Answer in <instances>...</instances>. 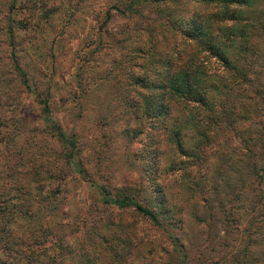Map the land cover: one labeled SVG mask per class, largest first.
<instances>
[{
  "label": "trees",
  "instance_id": "obj_1",
  "mask_svg": "<svg viewBox=\"0 0 264 264\" xmlns=\"http://www.w3.org/2000/svg\"><path fill=\"white\" fill-rule=\"evenodd\" d=\"M14 2L10 0L12 7ZM117 3L112 9L127 17L131 27L128 51L111 86L117 109L112 123H119L125 147L129 136L148 135L132 152L141 174L97 185L101 207L108 211L103 225L111 242L103 243L106 260L100 263L93 254L88 264H128L137 239L145 248L139 264H183L189 254L170 230L183 226L184 210L195 221L212 223L221 217L230 224H221L226 240L219 261L234 244L237 254L231 264H264V212L255 220L253 214H237L235 207L246 197L264 203V0ZM8 9L0 7V21L12 48V68L23 76L14 54L19 20ZM109 15L108 8L103 23ZM39 104L61 153L50 162L36 148L13 156L2 142L6 130L0 131V264H62L49 247L61 248L63 242L57 231H64L65 224L53 220L57 206L52 202L60 183L51 187L48 175L63 178L59 168L64 162L93 183L75 161L79 147L74 132L65 133L52 120L47 101ZM233 170L238 179L230 175ZM118 209L144 218L142 229L152 235L135 234L121 222Z\"/></svg>",
  "mask_w": 264,
  "mask_h": 264
},
{
  "label": "rangeland",
  "instance_id": "obj_2",
  "mask_svg": "<svg viewBox=\"0 0 264 264\" xmlns=\"http://www.w3.org/2000/svg\"><path fill=\"white\" fill-rule=\"evenodd\" d=\"M118 1L15 0L12 7L10 0H0V7L11 9L13 17L19 20L15 29L17 43L14 54L23 73L21 76L12 68V48L4 37L0 21V28H3L0 29V131L6 130L2 142L10 146L9 154L13 156L35 148L45 152L48 162L59 155V146L52 137L54 131L39 104V100H45L49 103L52 120L59 124L61 130L74 132L79 147L75 161L93 181L91 183L81 177L75 169L77 167L64 162L62 169L59 168L63 178L59 176L55 180L48 175L51 187L56 182L60 183L52 202L57 206L53 220L58 225L65 224L64 231H57L62 234L63 242L61 248L53 244L49 247L56 253V262L61 261L62 264H88L87 259L93 254H97L100 263L106 260L102 255L103 243L111 242V239L103 222L108 211L101 207L102 195L97 185L102 186L104 180L111 184L122 177L141 174V164L132 161V152L140 149L148 134H140L135 140L129 136L130 144L125 147V138L122 139L117 130L119 123H112L111 117L117 112L115 98L110 99L111 86L115 84V71L128 51L131 27L127 17L112 9L111 5H118ZM28 3H31L29 10L26 9ZM108 8L110 15L103 23ZM146 127L144 125V132ZM150 134L153 132L150 131ZM138 138L141 140L138 141ZM55 166L58 168V163ZM230 175L236 179L239 177L236 170ZM261 190L264 199V181ZM138 200L142 202L141 198ZM235 207L237 214H244L243 217L253 214L255 220L260 219L264 212V203L250 197H246L243 203L238 202ZM119 211L122 212L121 222H125L127 227L132 226L135 234L152 235V232L142 229L147 226L144 218L130 209ZM186 211L183 226L169 229L176 235L177 241L179 239L184 243L189 254L183 264H231L232 256L237 254V245L234 247L231 244L232 251L226 254L227 257L221 261L218 259L221 257L225 226L230 224L222 222L221 217L212 223L195 221ZM74 227L79 230L71 232ZM259 237L260 232L253 237V241L259 240ZM136 241L140 243L134 250L133 259H127L128 264H139L141 261L145 248L140 239ZM161 264L173 263L164 260Z\"/></svg>",
  "mask_w": 264,
  "mask_h": 264
}]
</instances>
